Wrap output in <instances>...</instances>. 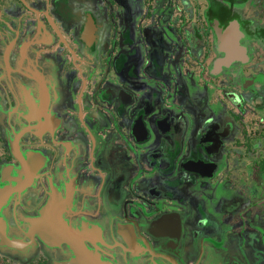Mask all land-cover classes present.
<instances>
[{
    "label": "flooded vegetation",
    "instance_id": "1",
    "mask_svg": "<svg viewBox=\"0 0 264 264\" xmlns=\"http://www.w3.org/2000/svg\"><path fill=\"white\" fill-rule=\"evenodd\" d=\"M0 264H264V0H0Z\"/></svg>",
    "mask_w": 264,
    "mask_h": 264
},
{
    "label": "water",
    "instance_id": "2",
    "mask_svg": "<svg viewBox=\"0 0 264 264\" xmlns=\"http://www.w3.org/2000/svg\"><path fill=\"white\" fill-rule=\"evenodd\" d=\"M237 28V25H235L233 22H231L223 31H219V29H218V37H219V39L221 40V43H225L226 41H228L229 39H231L232 38V35H231V32L230 31H233V30H235ZM222 49H224L225 51H226V49L225 48H222ZM231 50L229 49V50H227L226 52H227V54L230 52ZM231 52H233V50L231 51ZM230 52V53H231Z\"/></svg>",
    "mask_w": 264,
    "mask_h": 264
}]
</instances>
